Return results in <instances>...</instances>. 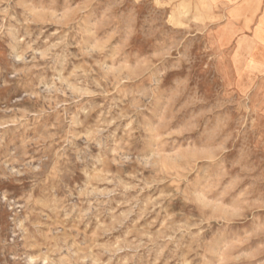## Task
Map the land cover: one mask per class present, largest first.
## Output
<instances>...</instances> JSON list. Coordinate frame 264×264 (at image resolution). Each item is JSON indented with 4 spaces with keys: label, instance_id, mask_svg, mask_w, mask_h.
I'll use <instances>...</instances> for the list:
<instances>
[{
    "label": "rangeland",
    "instance_id": "1",
    "mask_svg": "<svg viewBox=\"0 0 264 264\" xmlns=\"http://www.w3.org/2000/svg\"><path fill=\"white\" fill-rule=\"evenodd\" d=\"M0 0V264H264V8Z\"/></svg>",
    "mask_w": 264,
    "mask_h": 264
},
{
    "label": "crops",
    "instance_id": "2",
    "mask_svg": "<svg viewBox=\"0 0 264 264\" xmlns=\"http://www.w3.org/2000/svg\"><path fill=\"white\" fill-rule=\"evenodd\" d=\"M211 8L224 9L222 14H228L230 9L235 7H240L241 11L247 9L248 7H253L254 4L261 10L264 8V0H204Z\"/></svg>",
    "mask_w": 264,
    "mask_h": 264
}]
</instances>
